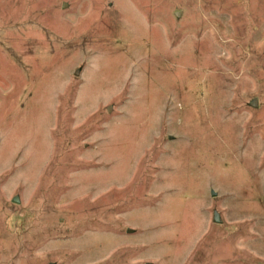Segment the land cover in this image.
I'll return each mask as SVG.
<instances>
[{
  "label": "rangeland",
  "instance_id": "obj_1",
  "mask_svg": "<svg viewBox=\"0 0 264 264\" xmlns=\"http://www.w3.org/2000/svg\"><path fill=\"white\" fill-rule=\"evenodd\" d=\"M0 264H264V0H0Z\"/></svg>",
  "mask_w": 264,
  "mask_h": 264
},
{
  "label": "water",
  "instance_id": "obj_2",
  "mask_svg": "<svg viewBox=\"0 0 264 264\" xmlns=\"http://www.w3.org/2000/svg\"><path fill=\"white\" fill-rule=\"evenodd\" d=\"M179 13L177 14V16L179 17ZM80 75V72H76V76H79ZM251 106L253 107V108H257L258 107V102H257V100H255L252 104H251ZM110 111V110H109ZM213 196H216V194H214L213 193ZM15 204H19L20 203V200L18 199V198H16L14 201H13ZM214 222L216 223V224H219L220 223V216L218 215V214H215V216H214ZM128 233L129 234H131L132 233V230H128Z\"/></svg>",
  "mask_w": 264,
  "mask_h": 264
}]
</instances>
